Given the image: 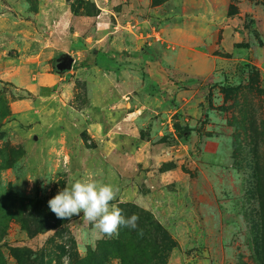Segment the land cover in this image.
<instances>
[{"label":"rangeland","instance_id":"obj_1","mask_svg":"<svg viewBox=\"0 0 264 264\" xmlns=\"http://www.w3.org/2000/svg\"><path fill=\"white\" fill-rule=\"evenodd\" d=\"M76 179L164 264H264V0H0V264L149 259L55 216Z\"/></svg>","mask_w":264,"mask_h":264},{"label":"clouds","instance_id":"obj_2","mask_svg":"<svg viewBox=\"0 0 264 264\" xmlns=\"http://www.w3.org/2000/svg\"><path fill=\"white\" fill-rule=\"evenodd\" d=\"M117 195L118 189L111 184L76 179L50 198L48 207L61 220L82 216L91 231L82 230L81 237L95 244L97 240L118 235L121 227H137V215L125 217L119 207L112 205Z\"/></svg>","mask_w":264,"mask_h":264},{"label":"trees","instance_id":"obj_3","mask_svg":"<svg viewBox=\"0 0 264 264\" xmlns=\"http://www.w3.org/2000/svg\"><path fill=\"white\" fill-rule=\"evenodd\" d=\"M144 226L146 227L144 231L142 230L141 224L140 230L135 228L131 232L129 231V236L133 238V242H131V244H135L138 248L137 250L135 247L134 255L140 257L143 251L148 249L150 255L147 256L149 259L143 260L142 264H164L167 252L175 246L174 240L170 238L163 229H161L159 224L153 222V220L152 222L149 220L146 221ZM138 232L143 233L146 237H149V239L152 238V241H145V237L140 236ZM137 234H139V236ZM82 263L87 264V258L83 259Z\"/></svg>","mask_w":264,"mask_h":264}]
</instances>
